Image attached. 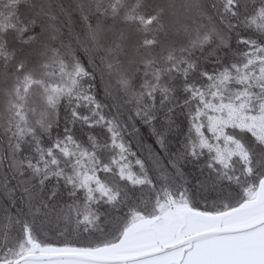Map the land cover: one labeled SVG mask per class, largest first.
Returning <instances> with one entry per match:
<instances>
[{
  "label": "snow or ice",
  "instance_id": "1",
  "mask_svg": "<svg viewBox=\"0 0 264 264\" xmlns=\"http://www.w3.org/2000/svg\"><path fill=\"white\" fill-rule=\"evenodd\" d=\"M0 264H264V0H0Z\"/></svg>",
  "mask_w": 264,
  "mask_h": 264
}]
</instances>
